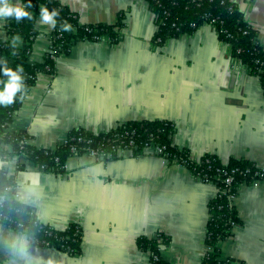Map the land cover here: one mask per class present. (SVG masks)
Returning <instances> with one entry per match:
<instances>
[{
  "label": "crops",
  "instance_id": "obj_1",
  "mask_svg": "<svg viewBox=\"0 0 264 264\" xmlns=\"http://www.w3.org/2000/svg\"><path fill=\"white\" fill-rule=\"evenodd\" d=\"M58 1L80 25L118 24V37L72 43L56 57L51 77H37L6 131L23 130L28 144L54 149L73 130L101 133L129 120H164L174 126L172 144L194 158L213 154L222 163L247 160L264 168L259 79L232 59L210 23L158 43L146 0ZM230 1L264 47V0ZM6 20L0 18V40L7 39ZM34 27L29 61L38 63L51 47L53 26L39 16ZM5 61L9 65L0 56V64ZM64 165L63 172L49 173L22 158L0 157V169L15 178L17 200L42 224L79 227L80 253L37 246L0 224V264H47L49 258L58 264H151L136 240L159 233L169 238L159 248L167 264H203L215 185L151 152L104 160L69 156ZM232 201L239 224L219 243V258L264 264V181L241 184ZM20 238L23 245L14 243Z\"/></svg>",
  "mask_w": 264,
  "mask_h": 264
},
{
  "label": "trees",
  "instance_id": "obj_2",
  "mask_svg": "<svg viewBox=\"0 0 264 264\" xmlns=\"http://www.w3.org/2000/svg\"><path fill=\"white\" fill-rule=\"evenodd\" d=\"M151 12L154 14L156 30L154 40L162 43L165 40L177 37L182 33L190 32L215 19L213 27L219 40L227 44L232 59L243 66L247 73L259 79L264 93V47L257 40L256 31L251 28L242 17L241 12L230 0H146ZM27 4L29 0H20ZM44 4L51 10L56 8L60 15L57 17V25L51 31V51H48L42 62L31 63L29 51L32 41L36 35L35 21L39 17L40 5ZM32 19L27 17L17 21L7 18V39L0 40V56L6 57L9 67L23 66V77L25 87L18 91L10 104H0V157L22 158L24 161L32 162L37 166H43L44 172L61 173L60 167L65 164L67 157L72 156L70 147L77 145L83 148V144L71 140L80 132L84 137L92 139V146L102 144L103 149H109L113 141V135L94 134L83 129L73 130L68 133V141L54 149L35 147L30 144L21 145L19 141L27 137L21 131L8 132L6 127L10 124L14 113L21 105L22 99L35 83L40 74L52 76L54 74V61L56 57L65 54L69 46L78 40H93L94 37L109 38L111 42L117 39V27L114 25H80L70 9L58 0H31ZM68 21L72 24L70 32L61 28V23ZM19 34L21 43L12 45V36ZM6 77L0 72V79ZM124 130L134 131V145L131 147L132 155H139L144 147H164L160 155L172 161L185 162V166L191 174L201 172L211 176L219 172L218 187L225 190V194L215 195L208 203V219L206 222L205 247L203 264H230V260L219 258V243L231 236L234 224H239L233 201L230 196H235L241 184H253L256 181H264V168L257 167L253 162L247 160L230 159L222 163L213 154H204L199 160L207 163L199 164L192 159L186 149L172 144L174 126L164 120H129L116 126L114 133ZM104 138V140H103ZM109 142L106 141L107 139ZM57 159L58 161L56 162ZM22 167V164L19 165ZM231 173L230 183H224L222 172ZM241 172V173H240ZM0 224L12 230L25 233L29 240L40 247L52 248L69 255L80 253L81 231L78 226L69 224L62 229H56L47 224H42L34 215L33 209L16 198L15 178L10 177L3 169H0ZM169 241L167 235L156 234L151 238L138 237L137 247L149 252L151 264H167L160 256L159 248ZM47 243V245H45Z\"/></svg>",
  "mask_w": 264,
  "mask_h": 264
},
{
  "label": "built area",
  "instance_id": "obj_3",
  "mask_svg": "<svg viewBox=\"0 0 264 264\" xmlns=\"http://www.w3.org/2000/svg\"><path fill=\"white\" fill-rule=\"evenodd\" d=\"M215 19H210L208 22L205 23H210L213 26V23ZM52 31V30H51ZM70 32V31H68ZM50 36H51V32H50ZM103 38H98V37H94L93 40H100ZM109 39V38H107ZM110 40V39H109ZM49 52L51 53V58H53V51H51V49L49 48ZM116 128V127H115ZM115 128L106 131V132H101V133H94V134H102L103 137L106 135H113L112 139L113 141H117L114 144H112L110 146L109 149H103L102 148V144L97 143L96 146H92V139L91 138H86L84 137L80 132L78 133V135L76 137H73L71 140H75L77 143L79 144H83V148L80 151L81 147L77 146V145H73L70 147V154L72 156H79V155H87L90 156L93 159H100V160H104V159H111V158H115V157H122L125 156L129 153H131V147L134 145V136L135 133L134 131H128V130H124L123 132H118V133H114ZM79 130V129H77ZM112 139L109 138V140L107 139L106 141H112ZM104 140V138H103ZM68 141V138H66L65 142L63 144H66ZM19 143L21 145L27 144V137H23ZM163 149L164 147H144L143 152H151L153 154H156L158 156H160L163 153ZM192 159H194L197 163L202 164V163H207L209 160L206 159L204 162L200 161L199 158H194L192 156H190ZM164 158V157H163ZM166 159V158H165ZM56 162L58 161L57 159H55ZM168 160V159H167ZM169 161V160H168ZM171 164H176V165H181V166H185V162H178V160L176 158H174L172 161H169ZM65 165H62L60 168L64 169ZM38 168L40 170L43 171V166H38ZM235 172V169L231 170L230 173L227 172H222L221 174L224 177L223 182L224 183H230L232 180V175L231 173ZM241 173V172H240ZM193 177L199 181H202L204 183H209V184H213L216 187V195H220V194H225L226 191L225 190H220L217 183L220 177V174L218 171H216V173L212 174L211 176L207 175V174H202L201 172H196L195 174H193ZM258 182V181H256ZM255 183V182H254ZM234 196H230L231 199H233ZM45 245H47V243H45Z\"/></svg>",
  "mask_w": 264,
  "mask_h": 264
},
{
  "label": "clouds",
  "instance_id": "obj_4",
  "mask_svg": "<svg viewBox=\"0 0 264 264\" xmlns=\"http://www.w3.org/2000/svg\"><path fill=\"white\" fill-rule=\"evenodd\" d=\"M31 0L27 4L20 2H13V0H0V18H14L19 21L22 18H33V11ZM60 15L59 10L56 8L49 9L47 5L41 4L39 9V16L42 22L48 23L55 27L57 25V17ZM72 24L68 21L61 23V28L66 31L72 30ZM21 39L20 35L14 34L12 36V45L15 47L16 42ZM0 72L6 77V79H0V104H10L13 102L15 95L18 91L22 90L24 85L23 66L17 65L15 68L9 67L7 62L0 64ZM23 245L24 241L20 238L18 241ZM47 264H58L57 261L49 258Z\"/></svg>",
  "mask_w": 264,
  "mask_h": 264
}]
</instances>
